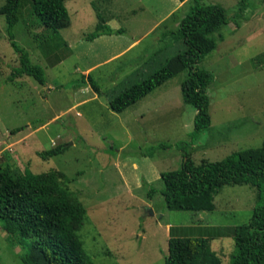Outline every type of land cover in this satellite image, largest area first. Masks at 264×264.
Here are the masks:
<instances>
[{"label": "rangeland", "instance_id": "1", "mask_svg": "<svg viewBox=\"0 0 264 264\" xmlns=\"http://www.w3.org/2000/svg\"><path fill=\"white\" fill-rule=\"evenodd\" d=\"M239 2L202 0L223 7L232 21L219 33L224 40L198 65L214 75L208 89L212 125L182 149L176 145L191 142L197 115L183 102L188 72L121 114L109 101L185 50L174 33L192 0H71L70 26L51 40L32 13L33 2L25 0L14 40L44 68L46 85L28 76L8 82L19 54L0 16V168L67 177L88 211L79 236L93 264H165L170 226L179 228L180 237H208L220 263L230 264L235 242L222 229L249 224L258 190L228 185L215 196L213 211H171L161 173L181 169L185 154L199 165L262 146L264 0H248L243 20L236 18ZM99 17L112 34L86 40ZM160 144L172 147L144 156ZM58 145L66 152L49 160L37 155ZM21 254L0 225V264H23Z\"/></svg>", "mask_w": 264, "mask_h": 264}, {"label": "trees", "instance_id": "2", "mask_svg": "<svg viewBox=\"0 0 264 264\" xmlns=\"http://www.w3.org/2000/svg\"><path fill=\"white\" fill-rule=\"evenodd\" d=\"M24 1L5 0V4L0 7V16L7 22L11 45L19 54V65L13 69L8 82L28 76L40 85H46L44 68L32 63L30 53L14 40V28ZM31 1L32 13L49 33V40L59 37L60 31L70 26L66 3L71 0ZM192 1L195 5L174 33L182 38L185 50L145 80L109 101L110 109L121 114L170 79L188 72L181 86L183 102L195 108L197 115L191 142L177 144L179 149L192 146L212 125L208 89L214 82V75L199 69L198 65L215 51L219 41L224 40L219 33L232 21L223 7L206 5L202 0ZM247 1L240 0L236 18L243 20ZM99 19L101 24L86 40L94 41L102 35L112 34L103 18ZM171 147L170 144H160L148 149L144 156H152L157 149ZM66 150V145H58L37 155L49 160ZM185 157L187 160L181 169L161 173L166 207L171 211H213L215 195L223 187H255L258 200L249 224L223 228L222 231L235 242L230 264H264V141L261 147L235 152L220 162L196 165L189 154H185ZM67 182V177L60 172L34 174L29 168H0V225L7 232L10 245L22 248L23 264H93L79 236L88 211L68 188ZM153 193V190L150 191L149 196ZM177 229H170L165 264H221L211 250L208 237H180L175 235Z\"/></svg>", "mask_w": 264, "mask_h": 264}, {"label": "crops", "instance_id": "3", "mask_svg": "<svg viewBox=\"0 0 264 264\" xmlns=\"http://www.w3.org/2000/svg\"><path fill=\"white\" fill-rule=\"evenodd\" d=\"M216 195H217V194H216ZM216 195H215V196H216ZM171 228H172V227L170 226V229H171Z\"/></svg>", "mask_w": 264, "mask_h": 264}]
</instances>
